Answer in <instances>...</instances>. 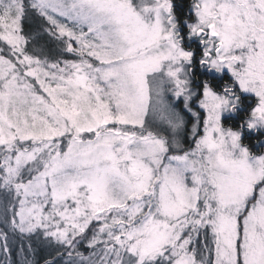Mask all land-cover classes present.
I'll return each instance as SVG.
<instances>
[{
	"label": "snow or ice",
	"instance_id": "1",
	"mask_svg": "<svg viewBox=\"0 0 264 264\" xmlns=\"http://www.w3.org/2000/svg\"><path fill=\"white\" fill-rule=\"evenodd\" d=\"M0 264H264V0H0Z\"/></svg>",
	"mask_w": 264,
	"mask_h": 264
}]
</instances>
